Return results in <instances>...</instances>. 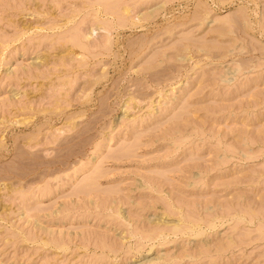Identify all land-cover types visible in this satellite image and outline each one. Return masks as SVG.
<instances>
[{"label": "rangeland", "instance_id": "374dc122", "mask_svg": "<svg viewBox=\"0 0 264 264\" xmlns=\"http://www.w3.org/2000/svg\"><path fill=\"white\" fill-rule=\"evenodd\" d=\"M0 264H264V0H0Z\"/></svg>", "mask_w": 264, "mask_h": 264}, {"label": "bare ground", "instance_id": "6f19581e", "mask_svg": "<svg viewBox=\"0 0 264 264\" xmlns=\"http://www.w3.org/2000/svg\"><path fill=\"white\" fill-rule=\"evenodd\" d=\"M125 12H127L126 10H125ZM132 22V21H131ZM138 22H140V20H138L137 22H132V25H134V24H136V23H138ZM140 24V23H139ZM136 26V25H135ZM86 36H88V35H84V38L86 37ZM89 37V36H88ZM87 38V37H86Z\"/></svg>", "mask_w": 264, "mask_h": 264}]
</instances>
